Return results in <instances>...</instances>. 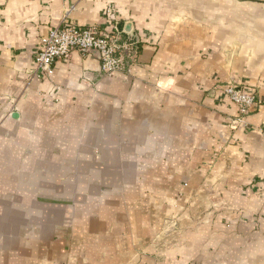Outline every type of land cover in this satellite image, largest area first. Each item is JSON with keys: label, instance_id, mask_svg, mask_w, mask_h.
I'll return each mask as SVG.
<instances>
[{"label": "crops", "instance_id": "crops-1", "mask_svg": "<svg viewBox=\"0 0 264 264\" xmlns=\"http://www.w3.org/2000/svg\"><path fill=\"white\" fill-rule=\"evenodd\" d=\"M109 8L130 72L34 75ZM229 83L262 100L241 122ZM0 264H264V0H0Z\"/></svg>", "mask_w": 264, "mask_h": 264}, {"label": "built area", "instance_id": "built-area-1", "mask_svg": "<svg viewBox=\"0 0 264 264\" xmlns=\"http://www.w3.org/2000/svg\"><path fill=\"white\" fill-rule=\"evenodd\" d=\"M106 21L110 29L100 32L95 27L74 25L67 14L57 27L46 37L41 38L33 63L34 75L51 77L56 62L70 60L75 52L83 55L96 53L101 64V72L105 76L130 72L131 67L137 63L140 44L123 37V30L111 8L107 11ZM221 89L237 106L240 122L262 105L258 93L249 92L237 84H225Z\"/></svg>", "mask_w": 264, "mask_h": 264}]
</instances>
